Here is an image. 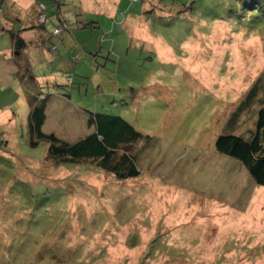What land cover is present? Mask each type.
I'll list each match as a JSON object with an SVG mask.
<instances>
[{
  "label": "rangeland",
  "instance_id": "374dc122",
  "mask_svg": "<svg viewBox=\"0 0 264 264\" xmlns=\"http://www.w3.org/2000/svg\"><path fill=\"white\" fill-rule=\"evenodd\" d=\"M82 2L40 0L43 131L75 143L95 130L87 112L119 116L143 135L141 175L56 165L0 89V264H264V188L216 149L250 138L264 103V0Z\"/></svg>",
  "mask_w": 264,
  "mask_h": 264
},
{
  "label": "trees",
  "instance_id": "16d2710c",
  "mask_svg": "<svg viewBox=\"0 0 264 264\" xmlns=\"http://www.w3.org/2000/svg\"><path fill=\"white\" fill-rule=\"evenodd\" d=\"M54 3L58 4L57 1H54ZM41 7L40 16L44 15L42 11L46 10L45 7ZM77 15L80 16V14ZM45 17V23H43V25L41 24V26L39 25V27L32 29L36 31L39 30L43 33L44 30H46L45 25L48 19L46 15ZM64 23L67 24V21H64ZM64 28L65 26L63 25L62 30ZM57 31L58 29L55 30V33H57ZM42 37L43 40L41 44L46 42V36L43 35ZM12 38L15 51L20 53L17 57V64L19 66L17 77L22 85L27 103L30 107L28 129L32 138V147H38L41 142H47L49 145L47 159L53 161L58 166L65 165L66 163L78 164L81 162H90L98 170L114 175L118 181H128L138 178L141 175V171L137 164L138 153H133V150L135 145L143 139V135L119 116L87 112L88 127L95 128V130L84 139L75 143L63 142L53 133H44L43 129L47 122V106L43 102L40 103L43 94L36 92V88L40 86V80L44 76L39 78L33 71L30 59L23 56V52L28 47L27 42L19 33L13 34ZM56 50L57 48L55 47V51ZM24 61V65L21 66V63ZM46 78L47 77H44V81ZM51 83L53 82L51 81ZM260 87L264 93V78L261 80ZM257 93L256 86L250 90L248 94L249 100L243 102L241 105L243 111L254 104L258 96ZM250 101L251 103L248 106ZM259 108L255 130L252 132L250 138H244L233 134L222 135L216 141V149L220 154L239 161L248 171L255 184L258 187L264 188L263 100H260ZM241 112L242 111L237 113L235 118H237ZM0 128L2 127L0 126ZM4 143L9 142L7 141ZM27 259L22 263L25 264Z\"/></svg>",
  "mask_w": 264,
  "mask_h": 264
},
{
  "label": "crops",
  "instance_id": "0c3cea01",
  "mask_svg": "<svg viewBox=\"0 0 264 264\" xmlns=\"http://www.w3.org/2000/svg\"><path fill=\"white\" fill-rule=\"evenodd\" d=\"M84 6V0H82ZM41 5L38 0H0V89L10 86L17 91L20 96L16 105L19 107L27 105V98L24 94L22 85L20 84L17 74L19 72V66L17 64V52L13 42L12 35L19 33L20 36L29 44L26 49L30 55H36L42 48V36L41 31L33 30L32 28L39 27L38 22L35 21V15L40 16ZM32 29V30H31ZM31 35V37H28ZM36 39V40H34ZM36 43L35 49L31 48V43ZM38 43V44H37ZM40 48V49H38ZM25 50V51H26ZM30 62H32L30 58ZM51 81H55L54 76H44ZM44 77H39L44 79ZM46 78V79H47ZM14 115V113H11ZM1 117L5 116L3 114ZM4 121H12L4 119Z\"/></svg>",
  "mask_w": 264,
  "mask_h": 264
},
{
  "label": "built area",
  "instance_id": "2783aa9c",
  "mask_svg": "<svg viewBox=\"0 0 264 264\" xmlns=\"http://www.w3.org/2000/svg\"><path fill=\"white\" fill-rule=\"evenodd\" d=\"M45 18H46V17H45L44 15H41V16H40V19L42 20V22L45 21Z\"/></svg>",
  "mask_w": 264,
  "mask_h": 264
}]
</instances>
